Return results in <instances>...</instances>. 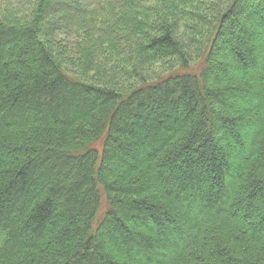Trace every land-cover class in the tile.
<instances>
[{
  "label": "trees",
  "instance_id": "trees-1",
  "mask_svg": "<svg viewBox=\"0 0 264 264\" xmlns=\"http://www.w3.org/2000/svg\"><path fill=\"white\" fill-rule=\"evenodd\" d=\"M147 2L0 16V264H264V0ZM203 4L193 58L177 23ZM71 32L86 72L125 49L135 78L173 69L73 75Z\"/></svg>",
  "mask_w": 264,
  "mask_h": 264
},
{
  "label": "rangeland",
  "instance_id": "rangeland-1",
  "mask_svg": "<svg viewBox=\"0 0 264 264\" xmlns=\"http://www.w3.org/2000/svg\"><path fill=\"white\" fill-rule=\"evenodd\" d=\"M7 1H11L9 2L11 5H8L6 7L5 2ZM104 1V0H102ZM34 2H36V0H0V16L3 15V13L6 11L7 8H15L16 6H20L22 7L25 11H30V8H32V6L34 5ZM77 2V1H76ZM79 2V1H78ZM81 3H79V5L82 6V4L85 3V0H80ZM152 2V0H150V2H147V4H150ZM223 0H211L210 4L215 5V6H211L213 7H218L219 4H222ZM206 5L203 4L202 6H198V7H192L193 11L195 14H184V16H182V18L178 19V23H177V33L180 34V37L182 38L181 40L184 41L185 44H188L191 47V52L193 53V58H195V53L196 55L199 56V49H202L201 47L204 46L205 44V40L208 38L207 36V32H208V28L205 24L201 25V22H199L197 20L200 19V17H197V15L204 13V10H202V8H204ZM208 6V5H207ZM6 7V8H5ZM94 7V6H93ZM107 9V6H100L98 8H100V11L103 10L105 8ZM210 7V8H211ZM26 8V9H25ZM98 8H96V10H98ZM194 8H198V9H194ZM223 8V7H222ZM197 11V12H196ZM24 12V11H23ZM31 12V11H30ZM28 12V13H30ZM107 12V11H106ZM198 13V14H197ZM23 14V13H22ZM100 14L99 12L97 13V15ZM210 19V15L207 16L206 21H209ZM198 21V22H197ZM205 21V23H206ZM196 23L197 25H200V27L198 28L197 31H194L193 28H190L188 26H186L187 24L190 23ZM80 30V28H79ZM62 39V43H61V47H65L66 48V53L64 54V52L60 51L59 54V58L60 60H62L64 67L70 71V73H72L73 75L79 76V77H85L88 80H91L93 82H110V81H116V85L120 84L122 88H128L131 85H133L134 83H136L138 81L139 78H143L144 76L147 79H151L154 78L157 75H161L163 73H166L169 70L173 69L172 63L173 61H154V62H150V63H143L144 65L138 68L137 66V60H135L136 62H133V57L130 58L128 60V63H132V65L135 64V67L138 68V70L140 71L138 77L139 78H135L134 75L131 74H127L130 73L126 72V69L129 65H125L122 66V64L127 63V60H125L123 53H129V51L125 50H121V51H115L116 54V59L113 62L112 60H104L102 58V63L104 64H100L101 66H104L106 71L103 69L101 70L100 68H98V66H94L93 71L90 72H86L82 67L84 64L83 61V57L85 56V50H80L77 51L79 48V44L78 42H80V40H82V35H80V33H76V32H71V33H67V34H61L59 35ZM192 37H195L196 40L193 41ZM138 38V37H137ZM82 42V41H81ZM101 44V43H100ZM117 52V53H116ZM118 55V56H117ZM100 56H98L97 58H99ZM199 57H197L196 59H193L192 63L198 62ZM116 64H121V66H117ZM169 66H172L171 68H169ZM176 66V64H175ZM112 67L114 69H117V73L115 74L114 72H112ZM131 67V66H129ZM169 68V69H168ZM128 69V68H127ZM129 70V69H128ZM111 73V74H110ZM114 75L115 77L112 78V76H106V75ZM97 77H96V76ZM103 75V76H102ZM139 83V82H138Z\"/></svg>",
  "mask_w": 264,
  "mask_h": 264
}]
</instances>
